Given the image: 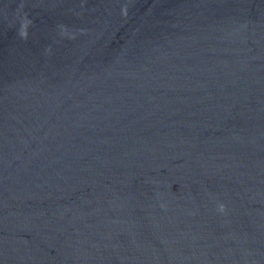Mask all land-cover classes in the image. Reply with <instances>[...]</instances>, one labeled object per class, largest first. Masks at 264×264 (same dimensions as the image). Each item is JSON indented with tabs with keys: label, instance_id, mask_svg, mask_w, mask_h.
Wrapping results in <instances>:
<instances>
[{
	"label": "water",
	"instance_id": "95a60500",
	"mask_svg": "<svg viewBox=\"0 0 264 264\" xmlns=\"http://www.w3.org/2000/svg\"><path fill=\"white\" fill-rule=\"evenodd\" d=\"M0 264H264V0H0Z\"/></svg>",
	"mask_w": 264,
	"mask_h": 264
},
{
	"label": "clouds",
	"instance_id": "9594fccd",
	"mask_svg": "<svg viewBox=\"0 0 264 264\" xmlns=\"http://www.w3.org/2000/svg\"><path fill=\"white\" fill-rule=\"evenodd\" d=\"M218 211L223 213L225 211V207L223 205H220Z\"/></svg>",
	"mask_w": 264,
	"mask_h": 264
}]
</instances>
